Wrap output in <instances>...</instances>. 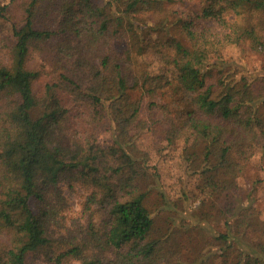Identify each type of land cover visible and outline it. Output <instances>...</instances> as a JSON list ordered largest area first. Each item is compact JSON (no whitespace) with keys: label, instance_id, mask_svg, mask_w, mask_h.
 I'll use <instances>...</instances> for the list:
<instances>
[{"label":"trees","instance_id":"16d2710c","mask_svg":"<svg viewBox=\"0 0 264 264\" xmlns=\"http://www.w3.org/2000/svg\"><path fill=\"white\" fill-rule=\"evenodd\" d=\"M0 1V264H173L185 230L169 219L162 231L146 205L156 190L178 216L181 198L149 165L162 144L180 146L198 191L191 264H264V216L235 195L248 163L264 156V71L243 73L219 53L244 41L264 53V37L237 21L245 9L264 12V0H204L180 20V40L154 39L158 24L138 20L171 0H57L42 17L40 0ZM52 41L57 72L40 89L41 72L27 64ZM147 51L167 71L137 59ZM74 184L89 190L84 222L67 219L63 186Z\"/></svg>","mask_w":264,"mask_h":264},{"label":"rangeland","instance_id":"374dc122","mask_svg":"<svg viewBox=\"0 0 264 264\" xmlns=\"http://www.w3.org/2000/svg\"><path fill=\"white\" fill-rule=\"evenodd\" d=\"M1 2V1H0ZM6 3V2H3ZM21 3V2H20ZM20 3H17V11L21 10ZM204 0H171L164 4L165 13L152 12L139 13L138 20L149 21L150 25L158 24L161 32H153L152 38H171L180 40L182 33L180 31V20L186 14L197 15L200 13ZM57 0H40L38 5V13L40 17L46 15L45 11H53L57 6ZM11 6V5H10ZM153 15V16H152ZM239 25L245 28H253L258 34L264 37V12L243 10L240 17L237 19ZM40 23H36V27H40ZM123 31L120 36L112 39L113 48L116 52L121 53L126 47ZM52 41L49 45L42 44L33 50L28 67L41 72L42 80L36 84L37 88L42 89V82L48 79L56 69L53 67L48 48L55 45ZM220 55L224 60H228L237 64L242 68L243 73L256 74L264 71V53H258L250 49L249 41L241 42L240 44H227L219 49ZM139 61L146 63L154 73L167 71L156 55L152 52L147 53L137 58ZM169 69V66H168ZM57 72V71H56ZM96 138L99 144L105 146L110 142L111 129L110 125L103 124L96 133ZM145 147H148L149 140L142 141ZM180 146L176 150L167 148L162 144L158 151L159 154L151 156L149 165L158 167L161 174L163 185L170 193L174 200L181 198L178 202V216L174 215L173 211H163L160 196L156 190H151L148 193L146 205L155 219L156 226L165 231L167 221L170 219L172 228H180L185 232L179 235L177 260L173 264H191L199 260V231L195 225L199 224V196L198 191L193 189L194 177L186 174L184 163L181 160ZM161 180V179H160ZM239 187L235 193L236 197L245 202L247 199L252 200L254 207L264 216V156L260 153L248 163L239 178ZM88 188L79 184H74L71 188L63 186V195L68 206L67 219L77 218L80 222H84L87 218V213L81 215L82 205L85 197L88 194ZM182 191H185L188 198L181 196ZM175 209V208H174ZM195 222L196 224H193ZM194 226V227H193ZM219 227H221L219 223ZM222 228V227H221ZM219 258L215 261L219 263ZM35 264H43V261L36 257ZM76 264V263H73Z\"/></svg>","mask_w":264,"mask_h":264}]
</instances>
